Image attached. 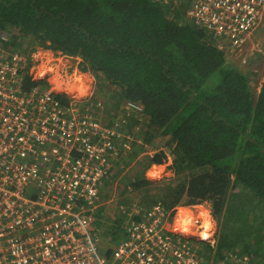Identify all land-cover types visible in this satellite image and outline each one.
Here are the masks:
<instances>
[{
  "label": "trees",
  "instance_id": "1",
  "mask_svg": "<svg viewBox=\"0 0 264 264\" xmlns=\"http://www.w3.org/2000/svg\"><path fill=\"white\" fill-rule=\"evenodd\" d=\"M189 2L0 0V31L10 33L8 51L79 58L81 72L117 89L113 108L142 107L136 119L122 116L129 125L170 137L173 183L143 172L124 177L142 210L207 203L218 227L215 261L236 255L264 264V83L256 92L250 78L257 75L228 64L213 36L185 20ZM25 40L31 49H21ZM166 157H148L144 171ZM118 226L110 232L115 242L123 239L115 238ZM188 242L209 261L213 246Z\"/></svg>",
  "mask_w": 264,
  "mask_h": 264
},
{
  "label": "built area",
  "instance_id": "2",
  "mask_svg": "<svg viewBox=\"0 0 264 264\" xmlns=\"http://www.w3.org/2000/svg\"><path fill=\"white\" fill-rule=\"evenodd\" d=\"M185 20L243 62L264 56V37L254 38L264 21V0H190ZM9 38V31H0V264H206L198 246L174 228L176 213L159 203L147 211L119 207L124 236L104 256L96 231L97 201L120 158L119 143L128 149L125 140L131 139L101 124L96 114L102 100L80 101L64 90H50V77L67 81L59 70L50 75L44 67L36 76L39 52L51 50L8 51ZM74 59L78 68L72 76L91 82L93 96V76L81 72V60ZM122 110L139 114L142 107L126 102ZM183 210L189 213L188 226L201 231L207 220L209 233L212 218L203 204ZM246 262L225 255L211 264Z\"/></svg>",
  "mask_w": 264,
  "mask_h": 264
},
{
  "label": "rangeland",
  "instance_id": "3",
  "mask_svg": "<svg viewBox=\"0 0 264 264\" xmlns=\"http://www.w3.org/2000/svg\"><path fill=\"white\" fill-rule=\"evenodd\" d=\"M186 10L187 9L184 10L185 13H186ZM260 31L264 33V21L262 22ZM254 38L262 39L263 36L257 35V37H254ZM31 48L32 47L29 46V41L27 40L23 41L21 45V49L28 50ZM39 53H40L39 56H37V59L39 60L37 68L45 67V70H46L45 72H47V69H49L48 71H52V74L50 75H53V70L57 69L59 70L60 76L64 77V79L67 81L68 79H70L69 80L70 82L74 81L73 79L77 78V76L75 77L72 76L74 71H76L78 68V61L75 60L74 58H65L64 55H61L58 52H51V51H41ZM225 57H226V62L230 64L231 66L235 67L236 69H238L239 71L247 72L248 70H252V72L255 75H257L256 77L251 75L250 82L254 86V89H256V92H259L258 88L260 84H262V80H263L262 74L264 73V56H259V55L250 56L245 62L242 61V56H240L238 53L225 52ZM54 78H59V77L58 75H55ZM253 78H257V80H254ZM50 81L52 84H54L53 77L52 78L50 77ZM94 83L95 85H94V92L92 96V102L95 101L96 99H100L103 101V109L100 113L102 120H104L103 123H106V122L111 123L113 121L114 122L118 121L119 124L120 123L124 124L125 127H123V129L125 131V135L129 136L131 139L130 140L131 142H129L128 152L123 157L120 154V158L118 160L121 162L123 161V163L125 162L126 163L123 164L122 169L118 171L116 170L119 175H117V179L115 180L116 182L115 190L113 189V187H103L102 194H101L102 197L101 195L98 197V202L101 204L100 210L102 211L104 207L105 213L108 215V217H111L109 223L105 222V220H101V222L97 224L96 231H97L98 243L101 249L108 248L112 253L113 249L116 246V242L112 240V237L110 236V232L113 231V229H117V226H118V225L116 226L115 224V220L119 216L118 207H125L123 204L120 205L122 202H125L128 204L134 203V205L132 206L139 207L138 205L141 202L140 196H138L137 194L135 195V193L130 192V188L125 187L126 179L124 177L131 178L135 176L136 174L143 172L144 173L143 176L149 181L161 182L162 184L166 182L173 183V180L175 179V177L171 173L170 166L166 168L165 166L161 165L162 167L157 168V165H154L153 167H156V168L151 172V174L154 176L158 174V177H154V178L148 176L147 169L144 171V168L147 164L148 157L160 151L164 152L168 157H170V160L172 162V156H171L170 151L173 148V145L170 142L169 136H161L158 134H156L155 136L154 135L150 136V134L149 135L146 134L145 128H142L140 124L135 125V126L129 125L125 121L126 119L122 117L123 115H125L122 112V110L120 109L116 110L115 108H113L114 102H113V99H111V97L113 95V91L117 89L115 87L107 86L104 82L103 83L97 82L95 79H94ZM64 91L69 94L68 90H64ZM70 94L75 99L81 100L82 97L85 98L88 95V90L82 96H77L76 93H72V90H70ZM81 106H83V103H81ZM129 115L130 117L132 116V118H135V119L139 117L138 113H135L132 111L129 112ZM129 115L127 116L129 117ZM129 159L131 161H129ZM167 163L168 161L166 160L164 165H166ZM116 165L119 168L122 165V163L121 164L117 163ZM161 178H165V179L161 180ZM203 205L207 210L210 211L209 204L203 203ZM132 206H128L125 208L130 209V207ZM177 208H181V207H177ZM180 216L183 218V216H186V215L180 214ZM210 217L212 218L211 215ZM125 221L126 220H123L118 226L120 228V231H119V235H116L115 237L116 239L119 237L120 238L123 237L122 233L124 230L123 228H124ZM187 223L188 222H186V224ZM210 223H211V231L208 233L209 237L205 239V241L206 243H209L211 246H213L214 250H212L213 253L210 254L212 257L210 256L211 258L209 261L206 262V264H211V261L214 259L213 257H215V253H216L215 244L218 241V227H217L216 221H214L212 218ZM99 224H101V226ZM203 225H207L208 227L207 220L205 221ZM177 226H179L178 223L176 225L174 224L175 229H177ZM190 228L193 229L191 233L181 231L182 233L180 234L188 239H193L195 241L199 239H204L198 235L197 226L190 227ZM194 228H196L195 231H194Z\"/></svg>",
  "mask_w": 264,
  "mask_h": 264
},
{
  "label": "crops",
  "instance_id": "4",
  "mask_svg": "<svg viewBox=\"0 0 264 264\" xmlns=\"http://www.w3.org/2000/svg\"><path fill=\"white\" fill-rule=\"evenodd\" d=\"M262 25V24H261ZM261 25L257 28V30L255 31V33L257 34V35H261V36H263L264 37V33L263 32H261L260 31V29H261ZM255 34V35H256ZM49 85H50V90L52 89V91L54 92V91H56V89L53 87V84L51 83V81H49ZM264 83V79L262 80V84ZM262 84H260V86H259V90H260V87H261V85ZM258 90V91H259ZM92 92V90H91V88H90V85H89V87H88V95L84 98V97H82L81 98V100L80 101H86L87 99H89V101L91 100V97H92V94H90ZM88 96H89V98H88ZM97 115V117L99 118V120H100V122H101V124H103L104 126H106V127H110V128H114V129H116L117 131H119L121 134H124L125 135V131H124V129H123V127H125V125L124 124H122V123H120V124H122V125H120L119 124V122L118 121H113V122H111V123H103V121L104 120H102V117H101V114L100 113H98V114H96ZM127 136V135H126ZM127 137H129V136H127ZM130 138V137H129ZM125 142H128V149H129V142H131V141H127V140H125ZM128 149H125V148H123V146L122 145H120V143H119V146H118V150H119V152H120V154L122 155V157L128 152ZM121 157V158H122ZM121 164L122 163V165L118 168V166L116 165V164ZM126 163V162H125ZM125 163H123V161L121 162V161H118V162H116L115 164H114V166H113V168L111 169V171H110V175H109V179L107 180V181H105L104 182V185H103V187L105 186V185H107V187H113V189L115 190V187H116V182H115V180L117 179V175H119L118 173H117V171L118 170H120V169H122L123 168V164H125ZM156 167H152V166H150L148 169H147V174H148V176H150V177H152V178H154V177H158V174L157 175H152L151 174V172L155 169ZM117 170V171H116ZM157 172V171H156ZM147 174H146V176H147ZM129 188V187H128ZM130 192H131V190H130ZM134 193V192H133ZM98 202V201H97ZM99 203V202H98ZM120 205H122V204H120ZM132 205H134V203H130V204H128V203H126V204H124V206L125 207H128V206H132ZM100 208L101 207H99L98 208V210L96 211V214H97V224L98 223H100L101 222V220H105V222H107V223H109L110 222V218L111 217H108V215L105 213V211H104V207H103V210L101 211L100 210ZM119 208V207H118ZM124 208V207H123ZM131 208V207H130ZM181 208H183V207H181ZM126 209H129V208H126ZM180 214H185L186 216H188L189 215V213L186 211V210H183V209H179L178 210V212L175 214V220H174V224L176 223L175 221H177V219H178V217L180 216ZM174 224H173V226H174ZM100 226H101V224H99Z\"/></svg>",
  "mask_w": 264,
  "mask_h": 264
},
{
  "label": "bare ground",
  "instance_id": "5",
  "mask_svg": "<svg viewBox=\"0 0 264 264\" xmlns=\"http://www.w3.org/2000/svg\"><path fill=\"white\" fill-rule=\"evenodd\" d=\"M41 67H43V66H41ZM48 70L49 69H47V71ZM42 75H43V69L40 68L38 70V72L36 73V76L41 77ZM73 80L74 81H71V82L70 81H63L60 78H54L53 77V81H54L53 83L55 84V85L54 84L53 85H54V88L56 90H68L69 94H70V90H72V93H76L77 96H82L87 91V87L89 86L90 82H86V80H84V78H82V77H77ZM69 96L74 98L71 94ZM78 100H80V99H78ZM186 222L187 221H184L183 218L181 216H179L175 225L177 223L179 224V226H177L178 231H184L187 233H191L193 229L188 227ZM206 228H207V225H204V229L202 230L203 232L202 231L198 232V235L204 239H207L209 237V235L206 233ZM195 229L196 228H194V231H195Z\"/></svg>",
  "mask_w": 264,
  "mask_h": 264
},
{
  "label": "clouds",
  "instance_id": "6",
  "mask_svg": "<svg viewBox=\"0 0 264 264\" xmlns=\"http://www.w3.org/2000/svg\"><path fill=\"white\" fill-rule=\"evenodd\" d=\"M168 158H170V157L167 156V157H166V160H167ZM166 160H165V161H166ZM167 161H168V160H167ZM164 163H165V162H164ZM170 163H172L171 160H170ZM153 166H154V165H152V167H153ZM162 166H165L166 168H168V166H166V165H164V164H162ZM162 166H161V165H157V168H160V167H162ZM169 166H170V170H171V165H169ZM171 173H172V170H171ZM172 174H173V173H172ZM161 179H163V178H161ZM202 204H203V203H202ZM154 205H155V204H154ZM152 206H153V205H152ZM187 207H191V206H185V207H183V208H175V209H173L172 211H170V214L172 215V213H173V215H174L175 213L178 212L179 209H184V208H187ZM138 208H140V207H138ZM150 208H151V207H150ZM150 208H149V209H150ZM140 209L142 210V208H140ZM149 209H148V210H149ZM142 211H147V210H142ZM173 215H172V216H173ZM210 215H211V214H210ZM184 217H185V216H183V220H184ZM188 227H189V226H188ZM190 227H194V226L191 225ZM206 229H208V227H207ZM209 229H210V228H209ZM201 231H202V230H201ZM201 231H198V232H201ZM210 231H211V229H210ZM210 231H209V232H210ZM179 232L182 233L181 231H179ZM206 233H207V232H206ZM122 234H123V233H122ZM207 234H208V233H207ZM110 236H111V235H110ZM123 236H124V234H123ZM197 237H198V236H197ZM112 240H113V239H112ZM187 240L190 241V240H193V239H188V238H187ZM203 240H204V242H206L205 239H199V240H197V241H203ZM120 241H121V240H120ZM120 241H118V242H120ZM118 242H116V245H117ZM115 247H116V246H115ZM198 248H199V247H198ZM107 249H108V248H106V249H102V252L105 251V250H107ZM104 256H105V255H104ZM109 256H110V255H109ZM109 256H108V257H109Z\"/></svg>",
  "mask_w": 264,
  "mask_h": 264
},
{
  "label": "water",
  "instance_id": "7",
  "mask_svg": "<svg viewBox=\"0 0 264 264\" xmlns=\"http://www.w3.org/2000/svg\"><path fill=\"white\" fill-rule=\"evenodd\" d=\"M204 241V240H203Z\"/></svg>",
  "mask_w": 264,
  "mask_h": 264
}]
</instances>
